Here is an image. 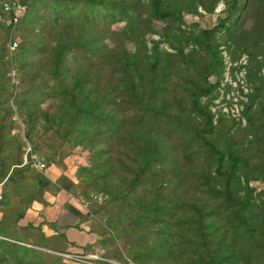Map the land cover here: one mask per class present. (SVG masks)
Returning a JSON list of instances; mask_svg holds the SVG:
<instances>
[{
    "label": "rangeland",
    "instance_id": "obj_1",
    "mask_svg": "<svg viewBox=\"0 0 264 264\" xmlns=\"http://www.w3.org/2000/svg\"><path fill=\"white\" fill-rule=\"evenodd\" d=\"M6 1L0 264H264V0ZM58 199L94 243L19 225Z\"/></svg>",
    "mask_w": 264,
    "mask_h": 264
},
{
    "label": "crops",
    "instance_id": "obj_2",
    "mask_svg": "<svg viewBox=\"0 0 264 264\" xmlns=\"http://www.w3.org/2000/svg\"><path fill=\"white\" fill-rule=\"evenodd\" d=\"M52 169L53 168L48 170ZM48 179L51 181V177H48ZM4 185V183L0 184V196L3 192ZM64 201L65 203L71 204V195L66 194ZM58 202L59 199L51 203L53 208L49 212L45 211V208L40 203H34L29 213H26L21 221H19V225L26 226L32 224L34 227H39L48 237L60 234L69 245L74 247H84L94 243V235L83 228L84 226H82L79 217H76L64 207L61 209ZM45 221H47L49 225H45Z\"/></svg>",
    "mask_w": 264,
    "mask_h": 264
},
{
    "label": "trees",
    "instance_id": "obj_3",
    "mask_svg": "<svg viewBox=\"0 0 264 264\" xmlns=\"http://www.w3.org/2000/svg\"><path fill=\"white\" fill-rule=\"evenodd\" d=\"M151 7H152V13H153V16H154V17H166V16H167V14H164L163 12H161V11L158 9L157 0H151ZM57 21H58V20H53V22H52V23H53V26H56V25H57ZM208 71H209L208 69H204V72L206 73V75L208 74ZM57 78H58L57 76L54 77V79H57ZM58 85H59V87H61V86H63L64 84H63V82H59ZM52 92H53V98L61 99V98L64 97L63 92H60V93H59V92L56 91V90H53ZM192 105H193V107L197 108V107H196V100L193 101ZM94 106H95V104H94ZM80 112H81V111H78V113H80ZM197 133H198L197 136L200 137V133H201V131H198ZM211 150L214 151V153H216V154L218 155L219 160H222V159L224 158V156H223L219 151L215 150L212 146H211ZM229 161H230V167H234V164H236V162L234 161V159L229 157ZM12 173H13V172H12ZM12 173H11V174H12ZM11 174H10V176L7 178V180L10 179ZM97 179H98L99 181L103 180V186H105V188L108 187V186H107L108 173H106V172H102V175L99 176L98 178H96L95 180H97ZM95 180H93V181H95ZM97 183H98V182H94V184H97ZM105 188L103 187V190H105ZM109 190H112V189H109ZM223 194H224L225 201H226L227 203H229V204H235V203H237L236 200L233 199V197H232V195H231V193H230V191H229V185H228V183H226V185H225V187H224ZM124 199H125V198H124ZM124 199H123V200H124ZM130 207H131V206L128 205L126 201H123L122 206H121V207L119 208V210L117 211V219L120 220V217H121V215H122V211L125 210L126 208H130ZM234 215H235V217L240 221V223H241L243 226H247V224H246L244 218H243L238 212L235 213ZM20 218H21V216L18 217V219H20ZM247 228H248V227H247ZM260 230H262V229L260 228Z\"/></svg>",
    "mask_w": 264,
    "mask_h": 264
},
{
    "label": "built area",
    "instance_id": "obj_4",
    "mask_svg": "<svg viewBox=\"0 0 264 264\" xmlns=\"http://www.w3.org/2000/svg\"><path fill=\"white\" fill-rule=\"evenodd\" d=\"M25 12V6L22 0H7L5 3L2 4L1 13L2 15L8 18L10 24L16 25L22 19V16ZM17 44H11V50L16 48ZM25 164H30L33 168L37 169L38 171L44 172L49 168L53 167L52 163H44L42 162L39 157L34 154L31 148H27L26 154L24 157ZM93 200L98 203H102L106 200L105 196L101 195H92Z\"/></svg>",
    "mask_w": 264,
    "mask_h": 264
}]
</instances>
